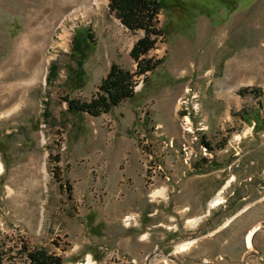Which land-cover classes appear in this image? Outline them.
I'll use <instances>...</instances> for the list:
<instances>
[{"label": "rangeland", "instance_id": "rangeland-1", "mask_svg": "<svg viewBox=\"0 0 264 264\" xmlns=\"http://www.w3.org/2000/svg\"><path fill=\"white\" fill-rule=\"evenodd\" d=\"M109 2H78L76 10L53 0H0V64L22 34L27 33L25 40L30 31L48 35L44 44L29 39L32 47L42 45L44 81L27 93L18 110L0 118L3 260L25 264L23 247H43L65 264L85 263L87 255L94 264H133L131 259L136 264H264V173L256 180L258 198L252 191L250 208L229 225L213 235L211 228L223 216L219 212L196 232L166 243L160 229L141 231L148 217L136 209L128 212L135 220L125 226L127 213L122 215L124 206L116 197L120 186L138 183L144 167L147 198L166 197L161 183L170 176L161 173V153L167 151H176L190 165L210 155H219L222 165L230 159L227 154L243 151L259 152L264 162V0H164L165 9L154 21L163 35L144 55L161 63L151 74L132 76L138 88L119 107L98 116L75 115L64 97L89 101L113 63L131 73L137 69L130 50L144 31L124 27ZM73 10L75 18H66ZM80 28L93 34L92 48L83 64L85 85L71 90L67 66L74 65L71 42ZM54 65L57 73L50 81ZM245 87L259 95H239ZM130 107L134 119L127 126L124 113ZM240 109L248 119L238 116ZM122 148L131 162L116 167ZM159 176L161 182L153 185ZM220 199L218 205L226 203ZM153 204L159 212L168 208H162L163 200ZM187 241L192 242L186 249L177 248Z\"/></svg>", "mask_w": 264, "mask_h": 264}, {"label": "crops", "instance_id": "crops-1", "mask_svg": "<svg viewBox=\"0 0 264 264\" xmlns=\"http://www.w3.org/2000/svg\"><path fill=\"white\" fill-rule=\"evenodd\" d=\"M123 102L116 107H119ZM132 113L131 107L124 113L128 119L127 126L134 119ZM122 149L125 152L120 163H116V167L120 165L127 167L131 162L130 159H126V149ZM227 155L230 159L222 165L218 163L221 158L219 155L199 157L201 159L197 165H190L185 164L181 159L182 155L179 156L176 151L161 153L162 166L165 170H162L161 173H167L170 176L168 183L163 182L161 183L162 186L160 185L164 188L163 191L166 197L147 198L149 186L145 184L144 167V172L139 173L141 179L137 184L133 187L120 186L116 189V197L124 206L122 211L125 212L122 215L135 209L141 213L143 212L148 219L141 231L146 230L145 233L148 234L151 230L160 229L167 235L166 243L167 241H173L174 238L180 235L196 232L200 226L207 224L204 221L212 211L219 210L223 213V216L210 230H215L213 233L215 235L225 225H229L250 208L247 205L249 200L252 199V191H254V199L258 198L259 182L256 180L260 179L264 173V162L257 151L251 153L249 151L234 152ZM171 157L176 160L171 161ZM137 158L141 159V155H137L135 158L136 162L140 163ZM157 161L160 162L159 159ZM158 164L160 165L161 162ZM159 182H161L160 176L154 179L153 185L159 184ZM217 195L226 200V203L210 205L211 199ZM161 200H163L162 208H165V206H168V208L166 211L161 210L159 212L160 210L153 203ZM145 205L150 206L148 210H144ZM164 236L162 235L160 238L162 239Z\"/></svg>", "mask_w": 264, "mask_h": 264}, {"label": "trees", "instance_id": "trees-1", "mask_svg": "<svg viewBox=\"0 0 264 264\" xmlns=\"http://www.w3.org/2000/svg\"><path fill=\"white\" fill-rule=\"evenodd\" d=\"M109 8L114 11L116 17L127 29H142L144 31V35L133 44L130 50V56L136 61L137 69L134 73H131L113 63L100 82L96 95L89 101L80 102L74 98L64 97L67 110L75 115L87 112L92 116H98L102 113H108L124 100L133 98L135 92L133 91L132 76L145 74L147 71H150L151 74L161 63V60L152 61L144 55L153 48L156 38L163 35V30L157 28L154 21L159 11L165 9L164 0H110ZM92 38L93 34L87 28H80L73 35L70 59L74 62V65L67 66L66 77L68 88L71 90L80 89L85 85L86 74L83 64L87 59L89 50L92 48ZM56 73L57 68L55 65L51 66L48 80L51 81ZM258 92L254 87H245L240 89L238 94L244 96L249 93L257 97ZM257 102L258 105H261L259 100ZM237 114L242 120L248 119L245 117L243 109H240ZM257 114V110L252 113V118L256 120L254 123L256 128L259 124ZM219 212L212 211L204 222H210L212 217L218 215ZM23 248L26 256L25 264H65L60 256L48 252L43 247H36L32 250H27L26 247ZM0 264H7L3 260L2 251H0Z\"/></svg>", "mask_w": 264, "mask_h": 264}, {"label": "bare ground", "instance_id": "bare-ground-1", "mask_svg": "<svg viewBox=\"0 0 264 264\" xmlns=\"http://www.w3.org/2000/svg\"><path fill=\"white\" fill-rule=\"evenodd\" d=\"M86 1L87 0H53L54 3H59V5H72L74 8L77 7L79 4L78 2L84 4ZM74 12V10L71 11L68 15H66V18H75L73 17L76 15ZM45 31L43 32L41 30L38 34H36V36L35 34H32L33 31H30L28 38L30 39L36 37L40 40V44H44L43 42L46 41L48 36ZM26 36L27 33L21 35L19 42L15 45L8 59L0 64V118L8 116L18 110V108H20L19 105H21L20 103L27 99V93L44 81V67L42 66V68L40 66V63L42 62L41 54L43 53V50L39 47L42 45L36 44L37 46H35L37 48L30 46L31 43H29V39L25 40ZM60 39L62 41L66 40L65 34H61ZM40 50H42V53H40ZM29 100L32 101L33 97L29 98ZM3 170L4 166L0 159V176L3 173ZM41 172L42 184L45 186L47 172L45 170L44 163L41 166ZM33 182H35L36 186H38L39 178L37 176L34 177ZM220 198L221 197L219 195L213 197L210 201V205L213 206L218 204L221 200ZM252 232L253 231H250L246 236V244L248 246L250 245V236ZM191 242L192 241H187L178 244L177 248L179 250H184ZM86 259L85 263L77 264H94V262L90 259V256L87 255Z\"/></svg>", "mask_w": 264, "mask_h": 264}, {"label": "built area", "instance_id": "built-area-1", "mask_svg": "<svg viewBox=\"0 0 264 264\" xmlns=\"http://www.w3.org/2000/svg\"><path fill=\"white\" fill-rule=\"evenodd\" d=\"M138 86L134 85L133 86V91L136 92V89ZM207 151V150H206ZM135 220V214L134 213H127L122 217V222L124 223L125 226H129L133 221ZM131 262L133 264H136L134 259H131Z\"/></svg>", "mask_w": 264, "mask_h": 264}]
</instances>
